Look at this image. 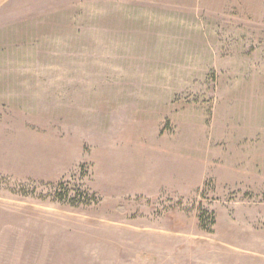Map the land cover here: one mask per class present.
I'll return each instance as SVG.
<instances>
[{
	"label": "rangeland",
	"instance_id": "rangeland-1",
	"mask_svg": "<svg viewBox=\"0 0 264 264\" xmlns=\"http://www.w3.org/2000/svg\"><path fill=\"white\" fill-rule=\"evenodd\" d=\"M0 264H264V0H0Z\"/></svg>",
	"mask_w": 264,
	"mask_h": 264
}]
</instances>
